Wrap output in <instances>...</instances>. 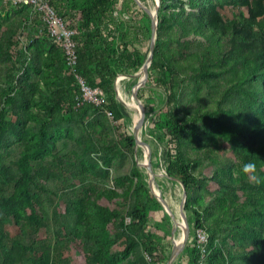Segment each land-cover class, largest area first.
I'll return each instance as SVG.
<instances>
[{"label": "rangeland", "instance_id": "rangeland-1", "mask_svg": "<svg viewBox=\"0 0 264 264\" xmlns=\"http://www.w3.org/2000/svg\"><path fill=\"white\" fill-rule=\"evenodd\" d=\"M157 4L155 39L161 32L165 43L159 48L164 51L176 47L168 39L174 34L178 40L201 38L200 34L213 42L223 35L229 39L232 32L224 25L230 20L237 36L251 40L241 24L264 14V0H164L161 7L160 0H115L113 18L132 28L149 29L131 46L140 52L143 63L151 26L145 9L153 12ZM63 61L59 48L26 9L0 0V264H51L48 254L56 242H61L58 253L69 264H166L173 241L181 242L184 230L174 226L169 214L183 222L182 187L165 174L170 150L165 122L173 112L182 116L187 110L196 118L206 105L205 115L185 126L182 149L190 153L194 173L204 180L211 196L186 194L188 239L170 264H209L211 248L207 242L203 250L196 246L192 214L186 209L210 205L219 189L213 180L221 164L210 158L232 171L242 157L249 160L254 155L257 137L264 132V104L231 121L215 110L213 97L221 90L214 84L216 78L201 74L208 85L197 88L198 79L190 73L174 90L176 102L167 104L159 75L149 67L137 91L144 108L137 136L146 146H129L125 137H133L140 116L132 90L143 75V63L122 70L114 81L121 119L114 120L103 110L72 112L64 102L58 125H53L47 123L46 107L52 90L65 87ZM72 87L77 91L75 83ZM240 105L249 107L244 99ZM147 149L153 177L146 169ZM154 194L164 199L169 213ZM136 204L146 217L143 232L156 248L153 258L141 250L138 232L125 227L130 223L127 211ZM70 217L83 227L76 238L65 234ZM213 244L230 247L232 242L222 232Z\"/></svg>", "mask_w": 264, "mask_h": 264}, {"label": "trees", "instance_id": "trees-1", "mask_svg": "<svg viewBox=\"0 0 264 264\" xmlns=\"http://www.w3.org/2000/svg\"><path fill=\"white\" fill-rule=\"evenodd\" d=\"M163 1L160 0V7ZM49 3L58 15L75 22V70L89 86L103 90L105 101L98 107L83 103L74 109L79 92L72 87L74 78L66 75L65 87L51 92L49 105L46 107L47 123L58 125L64 102L69 103L72 112L103 110L105 114L109 112L112 119H121L123 113L115 99L113 84L122 70L136 69L142 65L140 52L131 46L139 43L149 29L132 28L123 19L113 18L112 7L115 0H49ZM20 8L29 12L26 7ZM159 17L160 14L158 19ZM234 25L233 21H228L224 29L230 30L232 36L226 39V35H223L222 40L218 39L217 42L209 40L203 34H200L201 38L186 40H178L177 34H174L168 39L176 43V47H170L166 51L159 48L165 40L162 39L161 32L157 33L149 67L159 75L157 79L166 92L167 104L176 102L174 90L187 73L196 76L197 88L208 85V80L201 79V74L216 78L217 84H214L221 90L215 92L213 97L215 110L228 115L231 121L247 113L250 108L264 104V14L258 19L246 18L241 24L248 31L251 40L237 36ZM6 44L3 43L4 46ZM59 50L61 51L60 48ZM242 99L247 102L248 109L241 107ZM206 107L207 105L196 118L187 110L182 116L173 112L165 122L170 147L165 166L166 177L178 182L187 195L192 193L195 198L211 196V192L205 188L204 180L195 175L193 162L189 160L190 153L182 149V136L187 123L205 115ZM207 110L210 112V109ZM125 142L129 146L135 144L133 137H125ZM210 160L221 164L216 168L213 180L219 189L212 196L210 205L186 209L192 214L195 230L203 229L207 233V246L211 248L209 264H264V132L257 137L254 155L249 160L242 157L232 171L226 163L216 158ZM247 161L256 164L255 174L261 178L260 184L250 181L241 172L243 163ZM231 174H234L233 178ZM148 197L153 199L154 196L148 193ZM153 204L159 205L156 201ZM138 205L127 211L130 223L125 227L138 232L141 250L153 258L156 248L153 239L143 232L146 217ZM66 226L65 234L71 238H76L77 233L83 230L71 217L67 219ZM222 232H227L228 239L232 242L230 247L213 244L215 236ZM242 238L245 241L236 245ZM60 243L56 242L52 252L48 254L51 264H69L58 253ZM193 252L197 253L195 247Z\"/></svg>", "mask_w": 264, "mask_h": 264}, {"label": "built area", "instance_id": "built-area-1", "mask_svg": "<svg viewBox=\"0 0 264 264\" xmlns=\"http://www.w3.org/2000/svg\"><path fill=\"white\" fill-rule=\"evenodd\" d=\"M16 7H26L31 17L39 22L45 36L61 49L65 65L66 75L74 78L79 95L73 108L83 103L94 107L101 106L105 101V93L99 87H91L76 70L77 62V41L74 39L77 33L75 22L65 19L57 14L50 5L49 0H9ZM106 115L112 118L109 112ZM207 233L203 229L195 230L196 246L203 250V244L207 242Z\"/></svg>", "mask_w": 264, "mask_h": 264}, {"label": "water", "instance_id": "water-1", "mask_svg": "<svg viewBox=\"0 0 264 264\" xmlns=\"http://www.w3.org/2000/svg\"><path fill=\"white\" fill-rule=\"evenodd\" d=\"M157 1L159 2V0H157ZM157 9H158V4L156 5V8L153 11V14L149 10L145 9L150 16V24H151V26H150L149 53H148V55H147V57L143 63V66H142L143 67V75H142L141 79L135 84V86L132 90V99L135 103H137V105L140 109V116L134 124L132 135H133V139H134L135 143L139 144L140 146H146V144L144 142H142L141 140H139V138L137 136L138 130L142 124L143 117H144V108L138 99L137 91L140 87L143 86L146 78L148 77V68H149V65H150V62L152 59L154 44H155ZM146 169H147L148 173L151 175V177H153L155 175L154 172L152 171L151 164H150L149 150L147 151ZM181 187H182V191H183V197H182V201L180 204V210H181V217L183 220V224L185 226L184 236H183L181 242H179L177 244L174 243V246L172 247V250H171L170 257H169L168 261L166 262V264L171 263L172 259L180 252V250L182 249V247L184 246V244L186 243V241L188 239V230H187V226H186V218H185L184 213H183V205H184V202L186 199V192H185V189L182 185H181ZM151 192H152V190H151ZM154 195H156V194H154ZM156 197L158 198V201H160L162 203V205L165 207V209L169 213L168 206H167L166 202L164 201V199L158 194L156 195ZM169 214H170L172 222L174 223V226H175L177 223L176 218L173 214H171V213H169ZM174 231H175V227L172 229V234L174 233Z\"/></svg>", "mask_w": 264, "mask_h": 264}, {"label": "clouds", "instance_id": "clouds-1", "mask_svg": "<svg viewBox=\"0 0 264 264\" xmlns=\"http://www.w3.org/2000/svg\"><path fill=\"white\" fill-rule=\"evenodd\" d=\"M256 164L252 161H247L245 163H243L242 168H241V172L248 177V179L256 184H260L261 183V178L258 177L255 173H256Z\"/></svg>", "mask_w": 264, "mask_h": 264}, {"label": "bare ground", "instance_id": "bare-ground-1", "mask_svg": "<svg viewBox=\"0 0 264 264\" xmlns=\"http://www.w3.org/2000/svg\"><path fill=\"white\" fill-rule=\"evenodd\" d=\"M155 1V0H154ZM152 14H153V12H152ZM132 103V102H131ZM136 105V104H135ZM129 106V105H128ZM134 114V113H133ZM138 114V113H137ZM135 119V118H134ZM157 190V189H156ZM164 208V207H163ZM177 221V223H176V225H175V227H178V228H180V229H182V230H185V226H184V224H183V222H180V221H178V220H176ZM174 224V223H173ZM182 238V237H181ZM173 242H175L176 244L177 243H179V240H176V241H173Z\"/></svg>", "mask_w": 264, "mask_h": 264}]
</instances>
